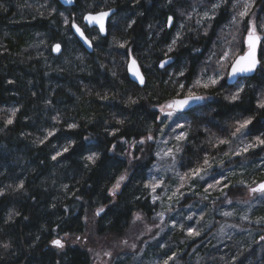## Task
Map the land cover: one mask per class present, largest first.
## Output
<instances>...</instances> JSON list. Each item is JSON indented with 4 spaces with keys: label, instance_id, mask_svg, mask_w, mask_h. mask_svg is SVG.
<instances>
[{
    "label": "trees",
    "instance_id": "16d2710c",
    "mask_svg": "<svg viewBox=\"0 0 264 264\" xmlns=\"http://www.w3.org/2000/svg\"><path fill=\"white\" fill-rule=\"evenodd\" d=\"M214 2L173 0L169 5L167 0H76L75 6L67 9L56 0H0V110H3L0 111V188L6 190V195L0 197V245H10L8 249L0 247V264H91L88 253L79 247L60 250L51 245L54 238L82 236L89 219L100 236H123L136 215L160 233L162 228L158 227L160 221L156 217L161 202L157 200L153 204L154 195L144 186L151 182L153 148H149L145 158L131 165L126 155L131 151L129 147L138 144L136 141L158 129L159 123L154 119L159 114L156 110L176 95L180 82L186 88L192 86L213 51L219 57L233 35L240 41L234 43V48L244 49V25L239 30L234 25L228 26L233 12L231 4L216 11L208 35H203L204 26L196 21L203 9L210 10ZM99 8L116 10L112 18L116 27H110L106 38L94 42L93 53L89 55L64 26L63 18L75 16L79 22L83 13ZM253 11L257 23L264 22V0H256ZM181 12L191 13L192 18ZM169 15L175 17L171 29L165 26ZM118 20L124 22L118 25ZM131 20L136 23L129 29L127 24ZM181 24L183 39L169 54L174 63L167 71L160 70L158 62L167 58V47L175 36V28ZM125 40L130 42L138 63L150 69L148 73V69L142 68L146 79L143 88L129 80L126 50L115 51L117 43ZM55 43L62 45L58 57L51 50ZM195 48L200 52H193ZM218 57L207 65L209 74L217 67ZM181 69H186L184 77L178 76ZM224 71L227 74V68ZM9 80L13 83L9 84ZM240 82L245 86L242 102L231 104L224 99L235 91L232 87L196 88L197 93L210 96L213 101L185 114L190 122L188 168L195 167L198 161L202 163L205 153L210 154V159L217 154V164L224 161L223 167H218V178L222 179L220 173L232 165L229 175L233 192L224 189L227 197L219 195L216 201L222 213L226 198L232 201L230 205L243 204V191L247 189L252 198L249 186L264 182V150L259 147L250 150L246 157L237 156L234 164L228 165L221 160L226 145L214 146L217 138H231L227 126L241 117L256 116L250 126V142L264 133V112L256 108L257 98L264 94V72L258 70L255 77ZM130 100L138 102L131 104ZM13 108L20 109L15 122L4 127V117ZM70 123L79 127L68 130ZM50 130L59 131L45 139ZM114 131L115 136L111 135ZM85 136L89 138L87 141ZM65 137L75 139L76 146L53 161L52 155L68 144ZM40 140L45 143L41 144ZM112 144L117 145L115 152L110 150ZM93 152L100 154L95 166L85 159ZM135 154L138 156V152ZM125 169L128 180L113 198L108 190ZM247 171L252 176L244 177ZM21 180L24 189L14 191ZM205 187L206 182L200 187L201 192ZM185 199L183 205L191 200L197 202L199 197ZM100 207L105 211L96 216ZM259 207L264 214V203L255 210ZM213 209L205 207L193 212L192 222L188 224L179 216L168 220L163 240L156 241L153 247L147 245L152 264H164L162 259L173 254L176 259L169 264H232L233 260L235 264H264V240H261L264 233L248 236L241 229L227 243L213 245L209 236L224 216L220 214L211 228L205 230L202 221L214 213ZM13 211L19 215L9 222L8 214ZM236 224L249 226L246 222L236 221ZM260 226L252 228L259 230ZM188 227L201 235L188 236ZM152 239L149 235L142 241L143 245Z\"/></svg>",
    "mask_w": 264,
    "mask_h": 264
},
{
    "label": "snow or ice",
    "instance_id": "6c2138e0",
    "mask_svg": "<svg viewBox=\"0 0 264 264\" xmlns=\"http://www.w3.org/2000/svg\"><path fill=\"white\" fill-rule=\"evenodd\" d=\"M76 0H63L64 4H74ZM167 3L170 5L173 3V0H167ZM231 4V8L233 10L229 27L236 26V29L239 30L240 25H244V32L246 33L243 39L244 49L238 51L234 48V43H240L237 41L236 36H232L231 41L226 42V47L221 52L220 56L216 60L217 67L213 69L212 74L208 73L207 65L212 63V58L217 55L216 52H212L208 59L205 61V67L201 68L200 74L194 80L191 87H185L184 83H179L178 91L176 95L169 100L168 102L162 104L158 109V115L154 117L157 121H159L164 128L171 127L172 132H176L177 128H184V124L179 123L184 115L187 113V110L192 109L193 105H201L205 101L211 99L210 96L200 95L197 94L195 91L196 88H217L224 89L226 87H232L235 91L231 92L229 95L224 96V99L227 100L231 104H236L238 102H242V94L245 93V86L241 84V79H250L254 76V74L259 70L264 72V22L257 23V17L255 16V12L253 9L255 8L256 0H216V2L211 3L210 10H205L203 15L200 19L196 21L197 25L204 26L203 35H208V29L212 27L211 21L216 19V11L220 9L224 5ZM195 10V9H194ZM55 11V10H53ZM211 12V14H210ZM115 9H104L99 8L98 10L94 11H87L83 13L80 18L79 22L77 21L75 16H64L63 24L64 26L71 31L74 35L78 36L79 39L90 49L94 48V41H98L101 38H106L110 35V27H116V21L112 19L115 16ZM181 15H187L188 19L192 18L191 13H184L181 12ZM63 15V13H61ZM205 21L208 23L205 26ZM136 21L131 20L127 24V28L131 29L133 25H135ZM175 25V17L173 15H169L166 18L165 26L169 29L173 28ZM181 28L184 27L183 24L180 25ZM223 31V30H222ZM183 36L180 31H177L171 43L167 47V51L165 55L167 56L166 59H161L158 62V68L167 71L166 66H169L172 63V57L169 55L170 53L176 50L178 42L182 41ZM130 42L125 40L124 42L117 43V47L125 49V55L128 58L126 60L127 70L138 82L141 87L146 86V79L145 73L142 70V66L138 63L135 55L133 54V49L129 46ZM186 46V45H181ZM51 50L57 54L61 53L62 45L60 43H55L52 45ZM193 52H200L199 48H195L192 50ZM225 68H227V74L225 75ZM186 75V69H181L178 73L179 77H184ZM227 81H234L232 85H228ZM224 82V83H222ZM9 84H12L13 81L9 80ZM107 99V96L104 97ZM138 101L130 100L131 104H136ZM256 108L264 112V94L257 98ZM3 111V110H0ZM20 111L19 108H13L8 115L4 117V127L11 126L15 122V118L17 113ZM175 117V120L173 119ZM256 116L249 115L247 117H241L240 119L235 121V124L230 131L231 138L240 137L241 139L245 136L252 135L250 126L253 125ZM167 120L170 123H164ZM119 123H123V121H119ZM174 125V127L172 126ZM79 126L76 123L68 124V130H75ZM57 131L59 130H50L47 132V138L54 137L57 135ZM161 133L163 132V128L160 129ZM111 135H116V132H112ZM175 140L178 142L177 145L168 148L161 153H157L156 155L163 159L167 157L171 160L172 166L174 167L177 162V154L183 151V142L187 141L188 133L181 132L175 135ZM68 140V144L62 146L61 150L56 151L54 155H52L51 159L56 161L58 157H62L65 154L70 152L71 148L76 146L75 139L72 137H65ZM87 136L84 137V140H88ZM154 137L149 134L144 139H140L136 141L137 143L143 145L146 141H152ZM218 143L214 146L219 147L220 145H231L232 140L228 138H217ZM121 143H127L126 140H121ZM40 143H45V140H40ZM167 143V141H164ZM116 144L111 145V151H116ZM261 148L264 150V133L261 135H256L254 140L248 143H243L242 147H238L232 153L235 156H241L247 154L250 150L254 151L256 148ZM225 157H230V152H224ZM88 163L92 166H95L97 161L100 159V154L93 152L92 154L85 157ZM139 157L135 155L132 156V160H137ZM132 160H129V164H132ZM214 158L210 159V154L205 153L202 163L197 162L195 167H190L184 173H177V177L180 181L179 187L176 189V192L172 194V197H176L177 200L180 198L177 194L180 193V189L185 187V184L188 181L194 180H204L206 182V187L204 188V192L207 194L210 189H219L222 194L227 197V193L224 192V189L230 187L229 184L225 183L224 181L227 180V175L223 172L220 173L221 178H217L212 170L215 167H223V162H219L218 164L213 163ZM88 165H85L87 167ZM155 167V166H154ZM211 176L213 182H207V178ZM128 180V171L125 169L124 173L119 175V178L115 180V183L112 187L108 190V194L112 197L117 196V194L121 190V185L124 184ZM162 181L156 180V178H151V182L145 184L144 186L150 190L151 193H156L157 188L161 187ZM243 183V181H241ZM11 187V185L7 186ZM25 187L24 181L21 180L14 191L23 190ZM67 187V186H65ZM249 192L252 194L254 198L264 199V183H259L255 187L249 186ZM6 195L5 188H0V197ZM172 197H169L171 200ZM80 197H77L79 199ZM207 199V195L204 197ZM139 199V197H137ZM159 199L158 195H154L152 197V203L155 204L156 201ZM230 204L232 201L230 199L227 200ZM170 208V206H169ZM105 208L100 207L95 215L100 216L104 213ZM18 216V212H9L8 214V221L11 222L13 216ZM161 217V223H163V213L158 214ZM224 216H231V212H224ZM189 220L192 219L191 216L187 217ZM27 219V217H25ZM142 217L140 215L135 216V221L141 220ZM203 219V217H201ZM241 219L247 220V217H241ZM134 221V222H135ZM85 222H87V217H85ZM259 223V221H258ZM158 226V225H157ZM176 227L175 224L172 225ZM229 227H236L235 225H229ZM182 230L184 226H181ZM151 231V229H149ZM221 233H223L224 228H221ZM67 235V234H66ZM187 235L190 237H199L201 232L192 228H187ZM77 240L80 237H76ZM261 240H264V236L261 237ZM125 245L128 242L125 240L123 241ZM51 245L54 248L63 250L66 245V240L60 238H54L51 240ZM4 249H8L10 247L9 244L0 245ZM133 251L136 249V245H130ZM105 255L110 257L112 256L111 252H105ZM176 256L173 254L169 256L166 260H164V264H169V261L175 260ZM238 259V258H236ZM232 264H235V260H233Z\"/></svg>",
    "mask_w": 264,
    "mask_h": 264
},
{
    "label": "rangeland",
    "instance_id": "374dc122",
    "mask_svg": "<svg viewBox=\"0 0 264 264\" xmlns=\"http://www.w3.org/2000/svg\"><path fill=\"white\" fill-rule=\"evenodd\" d=\"M205 10L208 9L206 8L203 9V12ZM121 22H124V20L123 21L118 20V25ZM180 29L181 27L179 26L178 29L175 28V31L176 32L180 31ZM115 51L122 52V50L118 47L115 49ZM215 57H218V55H216ZM142 68L144 69L146 67L142 66ZM149 70L150 69H148L147 71L148 73H150ZM211 101H213L212 98L205 101L204 106ZM158 109L156 111H158ZM173 119L175 120V117ZM158 123H159L158 129L151 133V135L154 137V140L146 141L143 145L139 143L133 144L131 147H129L131 151L129 152V154L126 155V157L129 160H132V156L133 155L136 156L135 152H138V156L136 157H139V159H143L149 154L150 151L149 148H151L152 146L153 155L155 157V163L153 165V168L151 169L152 171L150 172V180L151 178L154 177L156 178V180L163 182L161 187L157 188L156 193H152L153 195L160 194L158 199V201L161 202V204L159 205V213H163V218H162L163 223H161V217L158 215L159 213L157 214L156 218L157 220L160 221V225L158 227H161L162 229L160 228L161 231L159 233L158 231L159 229L156 227L153 228V226L150 227L147 224V221H144L143 219L139 221H135L134 219L135 222L133 221L130 229L123 236L120 237L100 236L94 230V225L92 220L89 219L87 222V230L82 236H80L79 240H77L76 237L66 238L64 240H66L65 247L67 246L79 247L85 250L90 257L91 264H152V261H150L151 254H149L150 250L148 246L150 245V247H153L151 245L154 244L156 241L163 240V235L167 232L168 220L179 216L180 218H183L187 224L191 223L192 219L189 220L187 217L191 216L193 218L192 216L193 212L201 211L205 209V207H214L213 209L214 213H210L209 215H206L202 221L203 226H205V230L211 228L212 224L215 222V220H217L220 214H223L224 212L232 213L231 216H227V217L223 216V221L221 222L217 221L218 223L217 229L209 236V238L212 240L213 245L216 247H218L217 245L219 244L222 245L224 243H227V241H230L229 239L236 237V233L241 231V229L246 230L248 236H250V234L256 235V234L264 233V227H263L264 214L261 212L263 208L259 207L257 211L255 210V208H257L259 205L264 203V199L254 198V197L250 198L247 193L248 191L247 189L244 190L242 193L243 199L245 200L243 204L230 205L231 203L229 204L227 202L228 199L226 198L225 199L226 205H224L223 207V213L220 210L221 205L216 207V203H217L216 201L219 200V195H222V193L220 192V190L217 189L209 190L207 194L204 191L201 192L200 187L203 186L205 182L204 180H194V181H189V183L187 182V184H185V187L180 189V193L177 194L178 196H180V198L177 200L176 197H172V194L176 192V189L179 187L180 184V181L177 177V173H181V174L184 173L185 170H187V168L190 166V162H189L190 159L187 157L186 154L187 153L186 148H188L190 145V143L188 142L190 140V136L188 135L187 141L183 142V151L177 154V162L174 167L172 166V162L169 158L164 157L163 159H161L156 154L159 152L161 153V155H163V152L165 150H167L170 147H173L174 145H177L178 142L174 138L175 135L181 132L189 133L190 127L188 126L190 125V122L188 118L184 115V117L181 120H179V123H182L185 126L184 128H177L175 133L171 131V127L164 128L159 121ZM164 123H170V122L165 120ZM234 124L235 123L232 122L227 126V128H229V131L232 130ZM172 126L174 127V125ZM161 128H163L162 133L160 131ZM230 139L232 140L231 145H226V150H224V152L225 151L230 152V157H225L224 153H223L224 158L221 156V160L224 159L225 164L228 165L232 164V162L234 164V159L237 157L232 154L234 150L238 147H242L243 143L250 142L248 136H245L242 139L240 137L230 138ZM164 141H167V143H164ZM243 156L246 157L247 154H244ZM217 159H219V156L216 154L213 160L214 165L217 164L216 163ZM137 160H132V163ZM228 167L230 166H227V168L224 169L223 173L228 177L227 180H225L224 182L225 183L228 182V184L230 185L231 175L229 174L231 173L230 170L232 168V165L230 168ZM212 172L218 178V167L214 166ZM247 175L252 176V174H250L248 171L246 172L244 177ZM209 180L212 181L211 176L207 178V181ZM122 187L123 184L121 185V189ZM230 187L227 189H230V191L232 190L233 192L234 187L233 188ZM195 195L196 197H199V200L197 202L191 200L190 203L188 202L189 204L183 205L184 201L186 200L185 199L186 197H193ZM205 195H207V199L204 198ZM169 197H172V199L170 200ZM228 205L230 206V208H228ZM217 210L218 213H215ZM241 217H247L248 219L244 220L241 219ZM236 221L246 222L248 223L249 226L243 224H242L243 226L240 224H236ZM229 225H235L236 227H229ZM256 225H261L260 226L261 228L259 227V230H253L255 228L252 227ZM222 227L224 228L223 233H221L220 231ZM149 229H151V231H149ZM149 235L152 236L153 239L146 242L145 243L146 245H143L142 241L144 240L146 241V238ZM125 240L128 242L127 245L123 243V241ZM132 244L136 245L135 251H133L132 248L130 247V245ZM105 252H111L112 253L111 258L106 256ZM162 261L164 260L162 259ZM156 262L157 261L154 260V263Z\"/></svg>",
    "mask_w": 264,
    "mask_h": 264
},
{
    "label": "water",
    "instance_id": "95a60500",
    "mask_svg": "<svg viewBox=\"0 0 264 264\" xmlns=\"http://www.w3.org/2000/svg\"><path fill=\"white\" fill-rule=\"evenodd\" d=\"M56 1H57L61 6H63L64 8H67V9H71V8H73V7L75 6V3H74V4H71V5H68V4H64V3H63V0H56ZM115 13H116V10H115ZM73 36H74V37L80 42V44L82 45V47L84 48V50H85L89 55H91V54L93 53V48H92V49L88 48V47H87V46H86V45H85V44L79 39L78 36H76V35H74V34H73ZM52 53H53V56L58 57V56L61 55L62 51H61V53H59V54H57V53H55V52H53V51H52ZM173 63H174V59H172V63H171L169 66H171ZM169 66H166V68H168ZM160 70H162V69H160ZM126 71H127V75H128V77H129V80H130L132 83L136 84L137 86L141 87V86L138 84V82L135 81V79L132 77V75L128 72V70H127V65H126ZM256 73H257V72H256ZM256 73L254 74L253 77H255ZM253 77H252V78H253ZM252 78H250V79H252ZM241 80H245V79H241ZM233 83H234V81H227V84H228V85H232ZM141 88H143V87H141ZM203 104H204V103H203ZM203 104H201V105H203ZM201 105H193L192 109L187 110V113L190 112L191 110H193L194 108L199 107V106H201ZM262 183H264V182H262Z\"/></svg>",
    "mask_w": 264,
    "mask_h": 264
},
{
    "label": "flooded vegetation",
    "instance_id": "af4514ba",
    "mask_svg": "<svg viewBox=\"0 0 264 264\" xmlns=\"http://www.w3.org/2000/svg\"><path fill=\"white\" fill-rule=\"evenodd\" d=\"M168 29H169V28H168ZM102 39H104V38H102ZM169 67H170V66H169ZM169 67H168V68H169Z\"/></svg>",
    "mask_w": 264,
    "mask_h": 264
},
{
    "label": "bare ground",
    "instance_id": "6f19581e",
    "mask_svg": "<svg viewBox=\"0 0 264 264\" xmlns=\"http://www.w3.org/2000/svg\"><path fill=\"white\" fill-rule=\"evenodd\" d=\"M173 59V58H172Z\"/></svg>",
    "mask_w": 264,
    "mask_h": 264
}]
</instances>
